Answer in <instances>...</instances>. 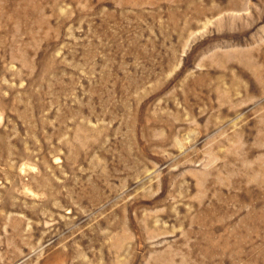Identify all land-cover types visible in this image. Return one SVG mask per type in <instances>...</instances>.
<instances>
[{
	"label": "rangeland",
	"instance_id": "obj_1",
	"mask_svg": "<svg viewBox=\"0 0 264 264\" xmlns=\"http://www.w3.org/2000/svg\"><path fill=\"white\" fill-rule=\"evenodd\" d=\"M0 264H264V0H0Z\"/></svg>",
	"mask_w": 264,
	"mask_h": 264
}]
</instances>
